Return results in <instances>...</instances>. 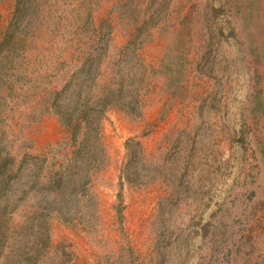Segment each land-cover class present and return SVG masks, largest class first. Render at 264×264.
Instances as JSON below:
<instances>
[{
    "label": "rangeland",
    "instance_id": "374dc122",
    "mask_svg": "<svg viewBox=\"0 0 264 264\" xmlns=\"http://www.w3.org/2000/svg\"><path fill=\"white\" fill-rule=\"evenodd\" d=\"M0 264H264V0H0Z\"/></svg>",
    "mask_w": 264,
    "mask_h": 264
},
{
    "label": "trees",
    "instance_id": "16d2710c",
    "mask_svg": "<svg viewBox=\"0 0 264 264\" xmlns=\"http://www.w3.org/2000/svg\"><path fill=\"white\" fill-rule=\"evenodd\" d=\"M103 111V109H97V116L99 117V114H101V112Z\"/></svg>",
    "mask_w": 264,
    "mask_h": 264
}]
</instances>
